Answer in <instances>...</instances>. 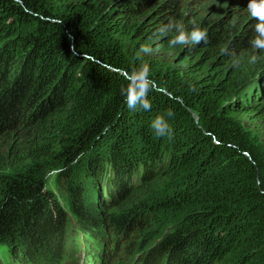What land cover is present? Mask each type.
I'll return each mask as SVG.
<instances>
[{"label":"trees","instance_id":"16d2710c","mask_svg":"<svg viewBox=\"0 0 264 264\" xmlns=\"http://www.w3.org/2000/svg\"><path fill=\"white\" fill-rule=\"evenodd\" d=\"M218 3L0 0V264H62L65 202L81 264H264V137L244 124L264 123V51L249 0ZM169 19L206 41L170 47ZM145 62L151 109H129L121 89Z\"/></svg>","mask_w":264,"mask_h":264},{"label":"clouds","instance_id":"9594fccd","mask_svg":"<svg viewBox=\"0 0 264 264\" xmlns=\"http://www.w3.org/2000/svg\"><path fill=\"white\" fill-rule=\"evenodd\" d=\"M248 12L250 16L257 21L254 25L255 36L250 40V45L259 51H264V0H249ZM175 30L177 35L169 40V46L177 45L188 46L190 44H199L206 41L207 32L199 27H193L191 31H187L181 22L169 19V22L159 29L161 35H167ZM154 50L150 46L142 45L139 49L140 54L152 55ZM234 66H238L242 57L237 59L235 52L232 53ZM256 57L252 58L255 62ZM127 84L122 87L121 94L125 97L127 107L129 109H143L148 111L151 109V103L148 99L149 92L156 90L155 81L150 79V66L148 63L141 64L138 68H134L127 76ZM167 116H173V112L169 110ZM152 128L159 137L167 136L172 138V129L163 116H158L152 123Z\"/></svg>","mask_w":264,"mask_h":264},{"label":"rangeland","instance_id":"374dc122","mask_svg":"<svg viewBox=\"0 0 264 264\" xmlns=\"http://www.w3.org/2000/svg\"><path fill=\"white\" fill-rule=\"evenodd\" d=\"M218 1H219L218 8H220V7L224 8V6L226 4H228V2H229V0H218ZM242 1H243V3H246L248 0H242ZM210 7H212V4L206 5L204 7L205 12H207V9ZM152 55L156 59H159L160 61L170 62L172 60L171 55H167L164 53H153ZM262 60L264 61V57L262 58ZM38 97H39V95L37 93L36 100H38ZM33 105H36V102L33 103ZM244 124L251 131L259 132L264 137V123H262L260 120L255 121V120H250V119H244ZM107 146H108V143H105V145L102 148H100V150H99L100 153H102L104 156L107 154ZM75 172H77V173L73 176V182H76V180L82 179V175H84L83 163H81L80 165L78 164V166L75 167ZM62 173H64V171H62L61 168L58 170V172L56 171V172L51 173V176H52L51 181L53 182V180L54 181L58 180V182L60 184V187H58V189H57V193L59 192L60 197L69 195L68 187L66 184L68 180L65 182L64 179L61 178ZM51 181H49V185L47 187L48 191H46V192L50 193L49 194L50 196L52 193L54 194V192L52 191L53 184ZM100 184H101L100 197L104 198V199H102V201L103 202L109 201L111 198H109V194L106 191V187H105L106 182L104 181L103 178L101 179L100 182H98L97 187H99ZM91 186H92L91 182L89 181V184L87 187H85V189L90 188ZM89 194H90V191H87V194H86V196H87L86 200L87 201L90 200V198L88 197ZM63 200H64V198H63ZM64 202H63V204H64ZM60 206H61V204H60ZM64 209H65L64 212L66 213V215L68 217V228H67L68 233H67V237H66V241H65V248L63 250L64 256H63L62 264H81L82 260H84V262H86V259H87V251H86V249H84L83 237L81 238L80 235H78V233H77V231L80 230L79 225L77 226L76 219L74 218V216H72V214H70V209L67 206L66 202H65ZM52 212L56 213L55 210H53ZM3 264H6V262H3Z\"/></svg>","mask_w":264,"mask_h":264},{"label":"water","instance_id":"95a60500","mask_svg":"<svg viewBox=\"0 0 264 264\" xmlns=\"http://www.w3.org/2000/svg\"><path fill=\"white\" fill-rule=\"evenodd\" d=\"M195 119L197 120V117L195 116Z\"/></svg>","mask_w":264,"mask_h":264},{"label":"bare ground","instance_id":"6f19581e","mask_svg":"<svg viewBox=\"0 0 264 264\" xmlns=\"http://www.w3.org/2000/svg\"><path fill=\"white\" fill-rule=\"evenodd\" d=\"M79 235V234H78ZM83 239H84V237H83Z\"/></svg>","mask_w":264,"mask_h":264}]
</instances>
